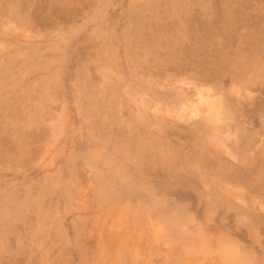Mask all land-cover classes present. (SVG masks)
<instances>
[{
  "label": "rangeland",
  "instance_id": "1",
  "mask_svg": "<svg viewBox=\"0 0 264 264\" xmlns=\"http://www.w3.org/2000/svg\"><path fill=\"white\" fill-rule=\"evenodd\" d=\"M0 264H264V0H0Z\"/></svg>",
  "mask_w": 264,
  "mask_h": 264
},
{
  "label": "bare ground",
  "instance_id": "2",
  "mask_svg": "<svg viewBox=\"0 0 264 264\" xmlns=\"http://www.w3.org/2000/svg\"><path fill=\"white\" fill-rule=\"evenodd\" d=\"M184 104L183 103H181V108H184V107H182Z\"/></svg>",
  "mask_w": 264,
  "mask_h": 264
}]
</instances>
